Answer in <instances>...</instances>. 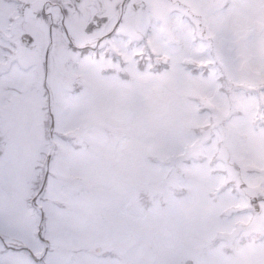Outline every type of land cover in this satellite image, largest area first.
<instances>
[{
    "label": "rangeland",
    "instance_id": "rangeland-1",
    "mask_svg": "<svg viewBox=\"0 0 264 264\" xmlns=\"http://www.w3.org/2000/svg\"><path fill=\"white\" fill-rule=\"evenodd\" d=\"M7 3L0 0V7ZM235 11L241 40L264 33V0H245ZM13 21L7 38L14 44L16 16ZM18 47L10 59L25 56ZM19 64L22 89L37 98L44 82L59 101L77 78L89 85L101 79L85 61L68 79L61 72L45 76L39 64ZM226 71L220 85L188 76L178 65L160 74L139 71L129 59L128 78L110 81L103 92L112 101L109 114L132 131L128 146L116 147L110 131L90 134L87 122L67 129L103 148L81 181L105 198L88 204L73 192L61 197L77 221L78 243H91L94 252L106 247L93 241L98 226L86 218L103 213L112 235L132 237L148 264L187 258L203 264L209 256L216 264H264V200L258 214L249 204L264 197V41L244 43ZM111 193L120 199L106 198Z\"/></svg>",
    "mask_w": 264,
    "mask_h": 264
},
{
    "label": "snow or ice",
    "instance_id": "snow-or-ice-1",
    "mask_svg": "<svg viewBox=\"0 0 264 264\" xmlns=\"http://www.w3.org/2000/svg\"><path fill=\"white\" fill-rule=\"evenodd\" d=\"M244 2L8 0L0 7V264H148L132 237L112 235L103 213L86 218L98 226L93 241L101 240L106 247L96 253L91 243L76 241L77 221L64 211L61 197L73 192L88 204L105 198L97 186L81 181L103 148L84 136L69 135L67 129L87 122L90 134L110 131L116 147L128 146L132 131L109 114L112 101L103 92L110 81L128 78L129 59L139 71L178 65L188 76L223 85L241 46L264 41V33L240 39L235 10ZM26 10H32L48 31L49 46L41 61L45 76L60 32L76 60L85 61L101 78L96 85L81 80L63 90L59 101L46 82L39 98L22 89L19 76L24 68L10 59L14 44L4 33L12 32L13 17ZM74 16L85 18L80 27L86 42L73 36ZM21 39L34 44L27 32ZM106 198L117 200L120 194ZM261 200L264 197L257 196L252 204L258 206ZM203 264L216 261L209 256Z\"/></svg>",
    "mask_w": 264,
    "mask_h": 264
},
{
    "label": "flooded vegetation",
    "instance_id": "flooded-vegetation-1",
    "mask_svg": "<svg viewBox=\"0 0 264 264\" xmlns=\"http://www.w3.org/2000/svg\"><path fill=\"white\" fill-rule=\"evenodd\" d=\"M28 14H33V11L29 10ZM16 17L17 24L15 36H17V38L19 39L21 35L27 32L34 37L33 48L21 46L18 43V50L24 52L25 58L19 56L17 58V61L21 64H24L25 62L26 64H31L32 66L38 64L41 66V61L44 57L45 49L49 46V35L46 25L39 21L35 16L29 17L28 21H25L23 16ZM84 21V17L74 16L70 18V27L72 29L73 36L81 43L86 42V40L88 39L80 27L83 25ZM82 61L83 60H76V58L66 47L65 41L63 39V33L57 32L54 38V43L52 44L49 53V58L47 61V71L51 74H57L61 72L64 76V79H68L69 74L73 77L74 73H76L74 71L75 68H79L82 66V64H80ZM68 65H71V71L70 68L67 67ZM77 79L80 80V82L82 80L81 77Z\"/></svg>",
    "mask_w": 264,
    "mask_h": 264
},
{
    "label": "water",
    "instance_id": "water-1",
    "mask_svg": "<svg viewBox=\"0 0 264 264\" xmlns=\"http://www.w3.org/2000/svg\"><path fill=\"white\" fill-rule=\"evenodd\" d=\"M28 11H29V10H26V12H25L24 15H23L25 21H28L29 17L32 16V15L28 14ZM33 15H34V14H33ZM21 43H22L23 45H26V44L22 41V39H21ZM27 46H28V45H27ZM31 48H32V46H31ZM254 198H255V197H254ZM254 198H252V199L250 200V204H251V206L253 207L254 211H255L256 213H258V212L260 211V206H259V205H258V206H254V205L252 204V200H253ZM98 250H99V249H97V251H98ZM184 264H192V262H191L190 260H187Z\"/></svg>",
    "mask_w": 264,
    "mask_h": 264
}]
</instances>
